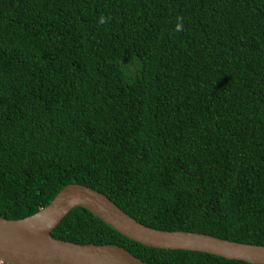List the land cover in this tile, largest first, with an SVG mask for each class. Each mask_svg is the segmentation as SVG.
<instances>
[{"label": "trees", "instance_id": "1", "mask_svg": "<svg viewBox=\"0 0 264 264\" xmlns=\"http://www.w3.org/2000/svg\"><path fill=\"white\" fill-rule=\"evenodd\" d=\"M70 183L151 227L264 245V0H0V216ZM52 235L255 264L147 246L81 206Z\"/></svg>", "mask_w": 264, "mask_h": 264}, {"label": "water", "instance_id": "2", "mask_svg": "<svg viewBox=\"0 0 264 264\" xmlns=\"http://www.w3.org/2000/svg\"><path fill=\"white\" fill-rule=\"evenodd\" d=\"M84 207L125 236L147 246L203 251L228 259L264 264V245L238 242L207 233L164 230L145 225L106 194L81 183L61 189L45 207L29 216H0V262L6 264H148L125 247L79 243L52 235L75 207Z\"/></svg>", "mask_w": 264, "mask_h": 264}, {"label": "rangeland", "instance_id": "3", "mask_svg": "<svg viewBox=\"0 0 264 264\" xmlns=\"http://www.w3.org/2000/svg\"><path fill=\"white\" fill-rule=\"evenodd\" d=\"M0 264H2V262H0Z\"/></svg>", "mask_w": 264, "mask_h": 264}]
</instances>
